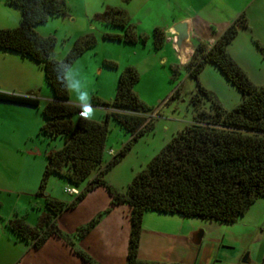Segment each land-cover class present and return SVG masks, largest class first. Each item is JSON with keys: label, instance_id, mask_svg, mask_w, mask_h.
I'll use <instances>...</instances> for the list:
<instances>
[{"label": "trees", "instance_id": "obj_1", "mask_svg": "<svg viewBox=\"0 0 264 264\" xmlns=\"http://www.w3.org/2000/svg\"><path fill=\"white\" fill-rule=\"evenodd\" d=\"M7 2L21 9V19L16 28H0V49L31 58L44 68L53 98L43 109L45 122L41 131L52 138L60 135L69 137L61 148L49 152L39 193L45 194L46 182L53 174L79 185L97 170L71 202L45 194L47 197L38 225H31L24 215L10 218L7 226L20 240L32 242L34 248H40L51 236H58L70 243L84 261L100 264L88 252L75 246L70 236L60 228L58 218L63 212L74 209L95 188L104 186L112 197L111 207L121 204L130 207L131 231L126 264H149L139 256L146 211L234 223L258 199L264 198V86L256 85L228 50L240 29L246 27L242 16L229 25L211 46L199 43L187 63L190 74L197 80L208 63L217 65L241 92L242 102L232 110H226L198 80V91L191 100L197 109L194 122L174 135L135 176L126 191H120L107 182L105 174L152 127L147 115L151 109L134 90L140 80L138 69L127 66L121 71L112 102L92 97L94 105L107 108L104 120L80 116L74 121L73 117L81 107L70 102L67 74L76 60L97 44L96 37L87 35L78 39L63 59H57L56 37L40 34L36 26L53 16H67L66 0ZM99 17L109 25L124 29L123 33H105V38L129 44L146 43L147 36L136 31L126 10L108 7ZM152 36L156 49L164 46L166 35L162 29L155 28ZM258 46L264 51L259 43ZM104 63L118 68L113 60ZM203 96L212 102L210 111L203 108ZM0 101L40 105L39 98L33 93L19 95L0 91ZM111 121L132 134V138L115 155L107 150ZM111 207L105 212H109ZM103 214L80 226L78 234L87 235Z\"/></svg>", "mask_w": 264, "mask_h": 264}, {"label": "rangeland", "instance_id": "obj_2", "mask_svg": "<svg viewBox=\"0 0 264 264\" xmlns=\"http://www.w3.org/2000/svg\"><path fill=\"white\" fill-rule=\"evenodd\" d=\"M0 0V28H16L20 24L21 9ZM67 16H53L46 23L36 26L44 35L57 39L55 57L63 59L75 41L94 35L97 44L87 49L71 66L67 77L70 102L81 107L74 115L105 119L107 108L94 105L92 97L112 102L117 81L123 69L134 66L140 80L134 90L151 111L147 114L152 127L147 129L128 153L105 174V179L120 191H126L135 176L165 147L179 131L194 122L197 109L191 100L198 91L199 82L219 100L226 110H232L242 102V94L227 79L220 68L208 63L197 80L173 45L156 49L153 30L164 28L172 19L170 15L195 18L196 34L218 38L225 29L241 16L246 27L240 29L228 50L250 79L264 86V0H66ZM108 7H118L129 13L131 23L139 34L147 36L146 43L129 44L104 37L105 33H123L124 29L105 23L99 16ZM183 21V20H182ZM199 37H194L198 43ZM9 52V51H6ZM168 60L162 62L161 57ZM113 60L118 68L105 65ZM0 91L19 95L36 94L40 105L28 106L2 103L0 110V199L3 211H30L34 223H39L46 195L71 202L75 195L66 192L67 187L80 191L95 176L97 170L79 185L53 174L48 178L45 194H40L48 154L61 148L68 136L49 137L41 131L45 122L43 109L53 98V90L47 83L44 68L31 58L18 53L0 51ZM212 102L203 96V108L210 111ZM91 119V118H90ZM98 121V120H97ZM132 138L119 123L110 122L107 147L115 154ZM113 154V155H115ZM105 163L103 164V166ZM100 197L109 196L104 186ZM105 194V195H104ZM81 203V202H80ZM79 203V204H80ZM78 204V205H79ZM37 207V208H36ZM29 213V212H28ZM249 218L264 219V199L258 200L248 211ZM39 219V220H38ZM30 223V222H29ZM69 217L61 219V226H69ZM59 224V225H60Z\"/></svg>", "mask_w": 264, "mask_h": 264}, {"label": "crops", "instance_id": "obj_3", "mask_svg": "<svg viewBox=\"0 0 264 264\" xmlns=\"http://www.w3.org/2000/svg\"><path fill=\"white\" fill-rule=\"evenodd\" d=\"M170 16V23L165 25V29H160L166 35L164 45H173L175 49L177 35L174 25L182 20L190 22V46L186 56H180L185 64L199 43L211 46L215 42L216 37L206 41V37L196 34L194 17ZM196 36L200 40L197 44L192 40ZM161 60L166 62L168 58L162 56ZM2 103L7 102L0 101ZM2 108L0 105V110ZM107 150L115 154L114 149L107 147ZM100 193L103 194L99 188L88 193L74 209L59 216L58 224L64 217H69L72 223L69 226L60 224V228L77 248L88 252L100 264H126L131 231L130 207L127 204L111 207V195L101 198ZM3 207V200L0 199V264H89L61 237L51 236L40 248H34L32 242L20 240L9 229L7 222L13 216L23 214L22 210L5 212ZM110 207L111 210L106 213ZM40 210H44V205ZM248 211L234 223L146 211L139 256L149 264H264V219L249 218ZM28 212V216L24 215L27 221L33 226L38 225L30 219L33 217ZM100 213L104 214L99 223L87 235L80 236L78 228Z\"/></svg>", "mask_w": 264, "mask_h": 264}, {"label": "water", "instance_id": "obj_4", "mask_svg": "<svg viewBox=\"0 0 264 264\" xmlns=\"http://www.w3.org/2000/svg\"><path fill=\"white\" fill-rule=\"evenodd\" d=\"M174 32L176 33V49L180 56H186L188 48L190 46V22L183 20L178 22L173 27Z\"/></svg>", "mask_w": 264, "mask_h": 264}, {"label": "built area", "instance_id": "obj_5", "mask_svg": "<svg viewBox=\"0 0 264 264\" xmlns=\"http://www.w3.org/2000/svg\"><path fill=\"white\" fill-rule=\"evenodd\" d=\"M110 153H113V151L111 150ZM66 192H68L72 195H78L80 193V189H78L76 187H67Z\"/></svg>", "mask_w": 264, "mask_h": 264}, {"label": "clouds", "instance_id": "obj_6", "mask_svg": "<svg viewBox=\"0 0 264 264\" xmlns=\"http://www.w3.org/2000/svg\"><path fill=\"white\" fill-rule=\"evenodd\" d=\"M91 110L88 113H85V115H88L89 117H91Z\"/></svg>", "mask_w": 264, "mask_h": 264}]
</instances>
